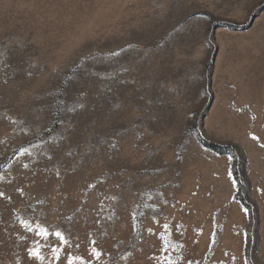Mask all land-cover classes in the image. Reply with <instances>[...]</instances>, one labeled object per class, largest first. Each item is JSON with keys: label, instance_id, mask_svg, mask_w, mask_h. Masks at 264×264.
Returning <instances> with one entry per match:
<instances>
[{"label": "rangeland", "instance_id": "374dc122", "mask_svg": "<svg viewBox=\"0 0 264 264\" xmlns=\"http://www.w3.org/2000/svg\"><path fill=\"white\" fill-rule=\"evenodd\" d=\"M262 145L264 0H0V264H264Z\"/></svg>", "mask_w": 264, "mask_h": 264}, {"label": "snow or ice", "instance_id": "6c2138e0", "mask_svg": "<svg viewBox=\"0 0 264 264\" xmlns=\"http://www.w3.org/2000/svg\"><path fill=\"white\" fill-rule=\"evenodd\" d=\"M254 118L255 117H253V119ZM253 139H258V137L253 135ZM262 146H264V145H262ZM25 167H27V165H25ZM3 195H4V193L0 192V196H3ZM21 223L28 231H33V226L27 220H23V221H21ZM168 227L169 226L167 224L163 225V228L166 230L168 229ZM35 228H36V235L41 236L44 239L48 238L49 232H48L47 228L43 227L42 225H36ZM149 232H152V229H149ZM52 235L55 236L57 238V240L59 241V246H57V245L51 246V254L54 257L55 261H60L61 256L64 254V245H67L69 243V240L60 231H55L54 233H52ZM160 238L164 241V248L162 249V251H166L169 241L166 239L164 232L160 233ZM22 239H23V237H22ZM35 243H36L35 247L28 249V256H29V258H35L36 260L43 262L45 260V256L41 252V248L43 246L40 245L38 241ZM92 244L94 245L95 241H93ZM77 247H78V245H77ZM180 247H182V246H180ZM101 254H102L101 251H99L96 247H94V246L91 247L89 255L92 258L99 260ZM76 260L81 261V264H92L91 260H88L87 262H85L84 258L81 256H72L71 254L67 255V264H74V261H76ZM169 264H174V262L169 261ZM189 264H192V262L190 261Z\"/></svg>", "mask_w": 264, "mask_h": 264}, {"label": "trees", "instance_id": "16d2710c", "mask_svg": "<svg viewBox=\"0 0 264 264\" xmlns=\"http://www.w3.org/2000/svg\"><path fill=\"white\" fill-rule=\"evenodd\" d=\"M199 141L206 146L207 148L218 152V153H229L230 157L233 160L232 171L238 181L241 180V156L235 146L230 144H221L207 139L206 137H199ZM243 205L250 209V206L247 202L244 201V198L241 200Z\"/></svg>", "mask_w": 264, "mask_h": 264}]
</instances>
